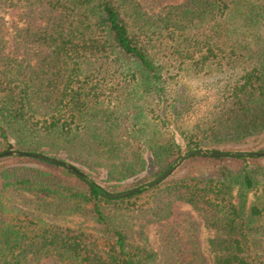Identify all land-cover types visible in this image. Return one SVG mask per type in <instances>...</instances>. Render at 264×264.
<instances>
[{"label": "trees", "instance_id": "1", "mask_svg": "<svg viewBox=\"0 0 264 264\" xmlns=\"http://www.w3.org/2000/svg\"><path fill=\"white\" fill-rule=\"evenodd\" d=\"M263 140L264 0H0V264H264Z\"/></svg>", "mask_w": 264, "mask_h": 264}, {"label": "rangeland", "instance_id": "2", "mask_svg": "<svg viewBox=\"0 0 264 264\" xmlns=\"http://www.w3.org/2000/svg\"><path fill=\"white\" fill-rule=\"evenodd\" d=\"M226 148H228V147H220L219 150L222 151V150H224ZM262 148H264V140L261 141V142H259V141H254V142L249 141L248 143H246L244 145H236V146L232 147L231 149H233L234 152H232L231 154H233V153H258V151H260ZM263 152H264V150H263ZM221 153H223V152H221ZM184 155H186V154H184ZM142 176L143 175H140L139 177H142ZM102 179H103L102 176L98 177V182L101 181ZM152 181H150V182H152ZM150 182H148V183H150ZM147 184H145V185H147ZM141 187L142 186H140L138 188H141ZM190 210H191L190 207L188 205H186V204H183V203H176L173 206V212H175V213H177L179 211H190ZM193 216H195V218L198 220L197 214H194ZM60 223L65 225V226H68V227H71V228H76V229L93 230V228L95 227V225L91 221H88V220H86V219H84L82 217H79V216L67 217L65 219H62L60 221ZM145 233H146V235L149 238V243L155 248L157 246V244H158L157 243V237H156V234H155V227L153 225H148L146 227V229H145ZM211 236H212V233L210 231H208V230H206L204 228L201 229V232L199 234V239H200V242H201L202 251H203L204 255L207 258H209V259H210L211 255L209 253L207 241H208V239Z\"/></svg>", "mask_w": 264, "mask_h": 264}, {"label": "water", "instance_id": "3", "mask_svg": "<svg viewBox=\"0 0 264 264\" xmlns=\"http://www.w3.org/2000/svg\"><path fill=\"white\" fill-rule=\"evenodd\" d=\"M16 154L18 156L30 157V158H34V159L41 160L44 162L52 163L54 165L68 169L69 171L73 172L75 175H77L79 177H84V174L81 171H79L77 168H75L73 165H71L69 163H64L62 161L55 160V159H52V158H49V157H46L43 155H38V154L25 153V152H17ZM203 154H205L204 150H193V151L187 153L186 155L181 156V158L177 161V163L173 167L169 168L161 176H159L158 178H156L152 182L145 185V188H152L154 186H157L158 184L165 181L175 171V169L181 165V163L183 161H185L186 159H188L194 155H203ZM11 155H12V152H5V153L0 154V158L6 157V156H11ZM210 155L211 156H222V157H224L226 154L214 152V153H210ZM231 155L232 156H242V155L260 156V155H264V152L259 153V154L258 153H233ZM139 189H142V187L141 188H135V189H132L130 191L120 193V194H106V195L110 198H113V199L124 198V197H127V196H130V195L137 193Z\"/></svg>", "mask_w": 264, "mask_h": 264}]
</instances>
